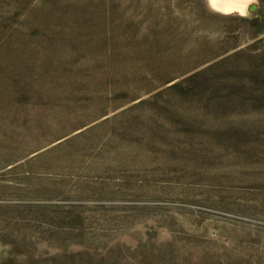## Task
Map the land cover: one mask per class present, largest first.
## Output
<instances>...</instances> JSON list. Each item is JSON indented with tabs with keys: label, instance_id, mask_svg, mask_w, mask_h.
I'll return each mask as SVG.
<instances>
[{
	"label": "rangeland",
	"instance_id": "rangeland-1",
	"mask_svg": "<svg viewBox=\"0 0 264 264\" xmlns=\"http://www.w3.org/2000/svg\"><path fill=\"white\" fill-rule=\"evenodd\" d=\"M245 6L24 0L0 47L6 255L264 264V0Z\"/></svg>",
	"mask_w": 264,
	"mask_h": 264
},
{
	"label": "trees",
	"instance_id": "trees-1",
	"mask_svg": "<svg viewBox=\"0 0 264 264\" xmlns=\"http://www.w3.org/2000/svg\"><path fill=\"white\" fill-rule=\"evenodd\" d=\"M23 3L24 0H0V47L11 43L12 18L22 8Z\"/></svg>",
	"mask_w": 264,
	"mask_h": 264
},
{
	"label": "bare ground",
	"instance_id": "bare-ground-1",
	"mask_svg": "<svg viewBox=\"0 0 264 264\" xmlns=\"http://www.w3.org/2000/svg\"><path fill=\"white\" fill-rule=\"evenodd\" d=\"M246 1L247 0H206L209 6L219 10H231L234 8L243 9Z\"/></svg>",
	"mask_w": 264,
	"mask_h": 264
},
{
	"label": "water",
	"instance_id": "water-1",
	"mask_svg": "<svg viewBox=\"0 0 264 264\" xmlns=\"http://www.w3.org/2000/svg\"><path fill=\"white\" fill-rule=\"evenodd\" d=\"M6 246L0 247V264H24L32 260L27 252H24V255H17V256L6 255L5 251L1 250Z\"/></svg>",
	"mask_w": 264,
	"mask_h": 264
}]
</instances>
